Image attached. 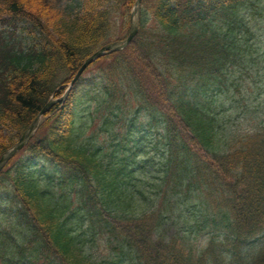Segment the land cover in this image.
Masks as SVG:
<instances>
[{
  "label": "trees",
  "instance_id": "1",
  "mask_svg": "<svg viewBox=\"0 0 264 264\" xmlns=\"http://www.w3.org/2000/svg\"><path fill=\"white\" fill-rule=\"evenodd\" d=\"M63 1L0 0V155L86 57L129 32L135 0L67 16ZM260 1L142 0L137 35L93 61L0 171V264H200L178 239L202 232L211 246L220 225L218 260L264 264V130L227 147L214 109L225 68L251 58ZM131 101L147 121L105 158L84 133L101 121L117 143ZM163 205L182 237L163 235ZM99 242L110 250L96 261Z\"/></svg>",
  "mask_w": 264,
  "mask_h": 264
},
{
  "label": "rangeland",
  "instance_id": "2",
  "mask_svg": "<svg viewBox=\"0 0 264 264\" xmlns=\"http://www.w3.org/2000/svg\"><path fill=\"white\" fill-rule=\"evenodd\" d=\"M85 1L86 0H64L62 3V12L64 11L66 14L63 12V16H67L69 13L73 14L72 11L75 9V5L79 2L82 3ZM258 5L264 8L263 1H260ZM256 26L258 27H254L253 31L250 32V34L252 33V35H254V40L249 43V50L252 53L251 58L242 63V70L240 62L238 61L230 68H225L223 74L225 75L226 80L222 75L220 84L216 83L220 88L215 94L214 102L217 106H215L214 109L217 111L216 116L218 119V127L222 132H227L225 135L227 147H235L233 145L239 143L252 146V141L246 140L247 133L243 132L251 131L250 134H252L254 131L264 130V18L257 21ZM99 65L100 63H92L91 66L89 64L84 71L87 69L85 72L86 74L99 71ZM224 81L225 84H223ZM130 104L131 106L126 105V110L122 112V115L126 116V118L119 123V141L117 143H115L113 136L109 138L110 134L102 132L101 128L97 127L98 125L101 126V121L94 123L90 126L91 129L88 128L84 133L86 139L96 142L103 148V156L105 158L110 157L109 150H114V147L120 148L122 144L127 146L132 145V142L126 144V140H122L125 136L121 134V131L131 130L132 134L130 137H135L137 130L131 129L133 124L136 123L140 126H144L147 121V116L143 115L144 112L141 113V111L137 109L138 104L133 101H131ZM5 131L6 130L2 132ZM93 131L96 132L95 137H91ZM111 158L117 160L115 156H112ZM118 159H121V155H118ZM207 203L210 208H216V206L212 205V201H208ZM217 205L219 204L217 203ZM227 206L223 205L222 208L228 210ZM163 207L166 208L164 205ZM177 214V207H175L171 213H168L166 208L162 220V227L164 230L163 235L176 234L178 237H182L183 233H180L179 231H183V228H180V217ZM181 217H184L183 214H181ZM213 232L214 235L217 236L211 246L208 245L207 237H205L202 232L194 234L192 237L186 239L180 238L178 239L177 244L186 250V246L190 245L192 259H200V264H225L223 261L216 258L217 249H219L217 245H220L219 238L221 239L222 235L225 233L222 231V225L213 228ZM262 241L263 242L259 245L263 246L264 233ZM258 243L259 240L253 245L258 246ZM98 244H92L87 247L88 254H90L96 261L101 260L102 256L106 255L110 250V248L102 244V242H99ZM124 264L137 263L130 259Z\"/></svg>",
  "mask_w": 264,
  "mask_h": 264
},
{
  "label": "water",
  "instance_id": "3",
  "mask_svg": "<svg viewBox=\"0 0 264 264\" xmlns=\"http://www.w3.org/2000/svg\"><path fill=\"white\" fill-rule=\"evenodd\" d=\"M141 1L142 0H135L134 5L130 11V28L128 35L123 39L115 40L102 45L99 49L95 50L92 54H90L88 57L84 59L81 66L78 68V70L76 71L72 79L69 81V83L64 85L66 89L63 95L59 98H51L43 106L40 112L35 116V118L30 123V125L22 132L18 140L0 155V171L4 167V165L9 161V159L12 158L21 148H23L26 145V143L33 137L35 131L38 129L39 125L45 118L44 116L45 111L48 110L56 100H63L66 98L73 84L77 81V79L83 73L84 69L90 63H92L95 59H97L101 55H104L106 53L115 50L123 49L135 37L139 28Z\"/></svg>",
  "mask_w": 264,
  "mask_h": 264
}]
</instances>
